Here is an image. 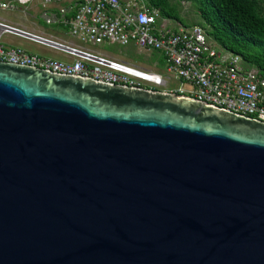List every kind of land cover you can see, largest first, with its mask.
I'll list each match as a JSON object with an SVG mask.
<instances>
[{
  "label": "water",
  "instance_id": "obj_1",
  "mask_svg": "<svg viewBox=\"0 0 264 264\" xmlns=\"http://www.w3.org/2000/svg\"><path fill=\"white\" fill-rule=\"evenodd\" d=\"M0 264H264V123L0 63Z\"/></svg>",
  "mask_w": 264,
  "mask_h": 264
},
{
  "label": "built area",
  "instance_id": "obj_2",
  "mask_svg": "<svg viewBox=\"0 0 264 264\" xmlns=\"http://www.w3.org/2000/svg\"><path fill=\"white\" fill-rule=\"evenodd\" d=\"M34 3L45 10L51 7L49 0H10L0 3V11L22 12V8ZM56 11L58 17L48 13L53 21L41 19L42 23L49 29L53 25L64 28L66 35L77 40L76 45H63L1 21L0 35L8 34L58 51L70 61L43 59L0 44V63L116 86L164 89L166 82L159 75L84 49L88 44L134 45L154 52L162 61L163 72L179 85L189 87L188 92L180 89L177 94L264 123V79L255 72H244L236 56L227 54L224 58L215 52L205 43L199 28L173 31L160 26L155 12L143 0H70L68 9ZM153 66L158 68L156 60Z\"/></svg>",
  "mask_w": 264,
  "mask_h": 264
},
{
  "label": "trees",
  "instance_id": "obj_3",
  "mask_svg": "<svg viewBox=\"0 0 264 264\" xmlns=\"http://www.w3.org/2000/svg\"><path fill=\"white\" fill-rule=\"evenodd\" d=\"M143 1L155 12L157 24L158 21H170L182 29L191 27L179 17L176 6L170 5L167 0ZM187 1L196 12L198 22L195 26L202 31L205 40L222 52L239 58L244 72L254 71L257 77L264 79V0ZM51 13L58 17L56 10H51ZM36 23L43 29L47 27L39 20ZM53 27L66 33L64 28ZM158 67L161 64L158 63Z\"/></svg>",
  "mask_w": 264,
  "mask_h": 264
},
{
  "label": "rangeland",
  "instance_id": "obj_4",
  "mask_svg": "<svg viewBox=\"0 0 264 264\" xmlns=\"http://www.w3.org/2000/svg\"><path fill=\"white\" fill-rule=\"evenodd\" d=\"M41 1V0H40ZM51 7L48 10L42 9L40 6H37L34 3L30 6L22 8V12H4L0 11V21L11 26L17 27L18 29L26 30L27 32H33L35 34H39L51 41L58 42L63 45H76L77 40L73 37H70L61 31L57 30L53 26H50L51 29L45 27L43 29L40 27L36 21L39 20L42 22L45 20L51 19L48 16V13H51V10L56 9H68L70 0H49ZM170 5L176 6V11L179 17L191 25L189 28L196 27L195 24L198 22V18L196 16V12L190 2L187 0H167ZM1 2H5L4 0H0ZM262 8L264 9V1L262 2ZM264 11V10H263ZM49 21H53L52 19ZM36 23L35 26L33 24ZM160 26H164L170 30L176 31L182 29L177 23H173L170 21H158ZM188 28V29H189ZM207 44L214 48V51L219 53L222 57L227 58L228 55L217 47H215L211 42L206 40ZM0 44H2L6 48L12 49H19L28 54L38 56L43 59H49L52 61H59V62H68L70 61L69 58H66L65 55L62 53L48 49L46 47L40 46L35 43H31L25 41L23 39H19L17 37L8 35V34H1L0 35ZM88 52L96 55V56H103L109 59H113L115 61L122 62L127 66L135 67L136 69H141L144 71H148L150 73H155L159 75L163 80H165L166 85L164 89L160 90L159 92L165 93H177V90H182L183 92H188L189 87L186 85H179L176 81L172 79L170 75H167L163 72V68H157L153 66L154 60L157 63L162 64L160 58L153 52L148 53L139 49L134 45H126L120 46L116 44H88L84 46ZM160 60V61H159ZM250 73H254V71H248Z\"/></svg>",
  "mask_w": 264,
  "mask_h": 264
},
{
  "label": "crops",
  "instance_id": "obj_5",
  "mask_svg": "<svg viewBox=\"0 0 264 264\" xmlns=\"http://www.w3.org/2000/svg\"><path fill=\"white\" fill-rule=\"evenodd\" d=\"M69 6H70V2H69Z\"/></svg>",
  "mask_w": 264,
  "mask_h": 264
}]
</instances>
